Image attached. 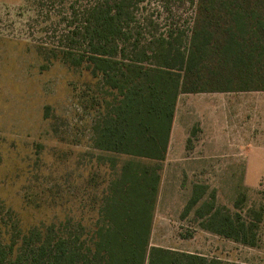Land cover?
Segmentation results:
<instances>
[{
    "label": "rangeland",
    "instance_id": "374dc122",
    "mask_svg": "<svg viewBox=\"0 0 264 264\" xmlns=\"http://www.w3.org/2000/svg\"><path fill=\"white\" fill-rule=\"evenodd\" d=\"M99 1L0 0V219L10 210L23 229L91 214L125 160L92 149L91 126L112 99L76 63L83 13ZM129 1V45L135 37L146 46L166 31L185 33L193 22L196 0ZM228 97L178 96L149 247L264 264V144L235 148ZM194 185L204 188L203 200L214 196L215 206L231 213L243 193V212L263 215L257 246L200 230L192 212L183 216Z\"/></svg>",
    "mask_w": 264,
    "mask_h": 264
},
{
    "label": "trees",
    "instance_id": "16d2710c",
    "mask_svg": "<svg viewBox=\"0 0 264 264\" xmlns=\"http://www.w3.org/2000/svg\"><path fill=\"white\" fill-rule=\"evenodd\" d=\"M129 0L84 11V51L76 61L109 90L111 102L91 126L93 150L124 158L92 213L23 229L0 219V264H225L215 258L149 247L175 105L181 94L264 92V0H196L184 32L166 31L142 46L132 35ZM139 36V35H138ZM112 168H115L111 162ZM194 185L183 216L200 230L254 248L262 212L231 213L203 200ZM12 215V216H11Z\"/></svg>",
    "mask_w": 264,
    "mask_h": 264
},
{
    "label": "crops",
    "instance_id": "0c3cea01",
    "mask_svg": "<svg viewBox=\"0 0 264 264\" xmlns=\"http://www.w3.org/2000/svg\"><path fill=\"white\" fill-rule=\"evenodd\" d=\"M221 94L231 96L226 99V107L232 110L234 116L233 119L228 117L231 121L227 125L234 126L230 133H235V148L245 149L264 144V92Z\"/></svg>",
    "mask_w": 264,
    "mask_h": 264
}]
</instances>
